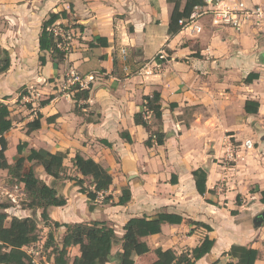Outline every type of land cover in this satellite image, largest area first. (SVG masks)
Listing matches in <instances>:
<instances>
[{
    "label": "crops",
    "instance_id": "obj_1",
    "mask_svg": "<svg viewBox=\"0 0 264 264\" xmlns=\"http://www.w3.org/2000/svg\"><path fill=\"white\" fill-rule=\"evenodd\" d=\"M238 1L248 7L264 5V0ZM171 11L167 0H0V49L10 58L8 70L0 75V98L24 86L33 90H28L30 110L10 112L12 128L4 135L6 160L12 164L16 146L25 142L28 149L65 154L68 176L80 178L72 165L77 154L112 176L108 191L89 211L77 186L53 180L37 168L45 177L39 178L67 200L64 207L49 210L52 222H104L114 230L117 240L108 264H118L126 222L159 213L183 221L162 225L160 234L145 239L149 253L142 257H149L151 264L154 250H171L178 256L205 237L214 245L194 264H225L228 259L222 255L233 245L257 250L254 264H264V224H253L264 206L259 202V192L264 191V25L248 23L234 31L203 20L199 34L169 35ZM62 12L66 17L57 21L72 23V49L57 66L48 53L42 54L46 62L40 66L42 23ZM146 67L150 73L145 75ZM69 69L94 78L88 100L77 105L64 94ZM249 74L259 77L245 83ZM153 92L160 95L162 118L160 123L153 118L147 123L151 131L161 128L165 139L162 146L147 148L149 134L133 117L144 112L143 97ZM48 98L40 108V101ZM246 101L258 103L256 114L245 112ZM17 113L24 118L16 120ZM38 114L40 128L28 131L27 124ZM198 168L207 171L203 197L192 176ZM0 175L7 171L0 170ZM123 188L129 190L130 201L114 205ZM104 197L111 199L103 203ZM16 208L11 205L8 213L15 210L14 217H30L39 225L40 211ZM57 230L62 237L65 229ZM70 250L78 256V248Z\"/></svg>",
    "mask_w": 264,
    "mask_h": 264
},
{
    "label": "trees",
    "instance_id": "obj_2",
    "mask_svg": "<svg viewBox=\"0 0 264 264\" xmlns=\"http://www.w3.org/2000/svg\"><path fill=\"white\" fill-rule=\"evenodd\" d=\"M183 1V4H182ZM172 5V11L169 18L168 34L174 35L180 31L178 21L186 20L196 5H201L203 0H167ZM65 14H50L42 23L40 35L38 38V47L40 55L38 57L39 65H45L44 53L50 55L54 66L63 63L66 54L57 49V39L50 31L51 26L59 19L65 18ZM98 41H101L98 39ZM105 45V43H103ZM93 46V44H90ZM1 52L4 56L0 74L5 73L10 66L9 54L6 50ZM258 74H249L244 80L245 83H251L257 79ZM77 86L71 88L74 91L72 100L76 103L87 101L89 91L77 90ZM51 98L41 101L39 107H44ZM143 107L151 113V117L160 123L162 110L160 105V95L153 92L151 95L143 97ZM259 105L253 101H246L244 110L247 114H256ZM76 112L77 108L75 109ZM9 109L6 105L0 104V170L7 171L8 177L15 183L23 186L26 204L24 209L40 211V218L44 227L57 230L61 227L65 229L59 243H55V238L51 232H48L47 240L43 249H50L53 258V264H108L111 255L112 246L117 240L114 230L108 227L104 222L59 224L52 222L49 218L51 208L64 207L67 204L66 198L60 194L56 188L47 185L42 179L37 177L35 167L41 168L44 174L53 180L70 181L73 186L79 188L78 192L85 195L88 200V210L94 209V203L100 194L108 191L112 184V176L98 163L90 158H83L79 154L75 155L72 165L78 177L68 176L64 160L66 155L63 153H49L45 150L28 149L27 143H19L16 146V158L12 164H8L5 151L6 140L4 135L12 128L9 119ZM41 115L27 124L28 131L40 128ZM52 119H47L48 121ZM134 123L142 126L149 134L144 142L145 147L151 148L153 145L162 146L165 135L161 128L151 131L150 126L143 119V113L134 114ZM128 143H131L127 133L121 134ZM107 146L108 143L105 142ZM27 164L29 165L26 168ZM195 182V188L200 196L206 194L207 171L198 168L192 172ZM87 183V185H85ZM259 202L264 204V191L259 192ZM111 198L104 197L103 203H108ZM239 198H236V201ZM130 201V192L123 188L116 204L118 206L126 205ZM212 204V201L206 200ZM11 205L0 204V264H36L32 254H28L26 249L35 246L39 240V227L36 221L30 217L18 218L9 217L8 209ZM235 215V212H231ZM183 219L173 214L159 213L153 217L131 218L123 226V235L120 238V251L116 254L118 264H134L136 257H142L149 253V248L145 242L146 238L161 233L162 225H179ZM195 227H201L208 232L211 228L200 223H193ZM214 245V240L205 237L202 243L192 249L176 255L171 250H154L156 260L153 264H194L210 252ZM71 248H78V256L71 261L68 259V253ZM222 256L227 257L225 264H254L258 258V251L252 248L233 245ZM214 264H220L216 261Z\"/></svg>",
    "mask_w": 264,
    "mask_h": 264
},
{
    "label": "built area",
    "instance_id": "obj_3",
    "mask_svg": "<svg viewBox=\"0 0 264 264\" xmlns=\"http://www.w3.org/2000/svg\"><path fill=\"white\" fill-rule=\"evenodd\" d=\"M207 21L211 27L231 29L234 31L248 23L255 25H264V5H256L252 7L246 6L243 2L238 0H203L201 5H196L190 16L186 20L178 21L180 31H187L188 34H199L203 26L201 21ZM54 38L57 39V49L64 52L66 55L71 51L74 42L73 27L69 20L64 22L56 21L50 28ZM164 57L163 51L158 53V58ZM149 68H144V74H148ZM67 81L64 86V94L67 98H71L74 91L71 88L77 86V90H90V84L94 80L92 75L80 76L75 69H69L67 74ZM151 113L144 109L143 119L148 122L151 119ZM246 147H250V142L245 143ZM17 188V186L15 187ZM8 198L12 203H16L12 194H8ZM101 195V194H100ZM28 254H32V249H26ZM34 263H36L34 261ZM37 264V263H36Z\"/></svg>",
    "mask_w": 264,
    "mask_h": 264
},
{
    "label": "rangeland",
    "instance_id": "obj_4",
    "mask_svg": "<svg viewBox=\"0 0 264 264\" xmlns=\"http://www.w3.org/2000/svg\"><path fill=\"white\" fill-rule=\"evenodd\" d=\"M4 56L1 52L0 49V66H1V62L3 60ZM1 75V74H0ZM28 90L29 92H33L32 89H26V87H21L18 90H11V94L9 96L3 97V99L5 102H7L6 106L9 109V112H13V111H17V110H21L22 113L27 112L28 110H30L32 108L31 104L32 101L29 100L30 98H28ZM44 101V100H43ZM41 102V101H40ZM37 103H39V100L37 101ZM0 104H4L3 102L0 101ZM5 105V104H4ZM22 113H17L16 115H14V117L16 118V120H18V118L23 119L24 117L21 115ZM28 164L26 166V168H28ZM38 167H35V173L37 175V177H42L43 179L45 178L43 173L41 171H38L37 169ZM69 168H66V173L68 172ZM17 186V188H15ZM253 190H251L252 192ZM0 192L2 193L0 196V204H8V205H12L14 207H17L16 209H20L23 208L26 204V197L24 195V191L22 189V187H20L19 184L15 183L13 180H11L8 175H0ZM6 193L8 194H13L16 203H12L11 200L8 198V195H6ZM238 203V202H237ZM15 210H10L8 215L9 217H12L14 214ZM264 212V206H261L259 209V213H263ZM37 220H38V227H39V231H38V236H39V240L38 242L35 244V246L30 247L32 249V255L34 257V261H36L37 264H51L53 261V258L50 254V249L48 250H44L43 246L44 243L47 240V236H48V232H51L53 234V237L55 238V243H59L60 241V237H61V233H59L58 230H49L48 228H45L42 224V221H40V217H39V213L37 215ZM76 251L74 250H70L68 253V259L69 261L72 260V258L75 256ZM136 264H151V260L149 259V257H142L136 260Z\"/></svg>",
    "mask_w": 264,
    "mask_h": 264
},
{
    "label": "water",
    "instance_id": "obj_5",
    "mask_svg": "<svg viewBox=\"0 0 264 264\" xmlns=\"http://www.w3.org/2000/svg\"><path fill=\"white\" fill-rule=\"evenodd\" d=\"M264 63V60H263ZM254 227H258L264 224V212L260 213L258 216H256L253 220Z\"/></svg>",
    "mask_w": 264,
    "mask_h": 264
}]
</instances>
